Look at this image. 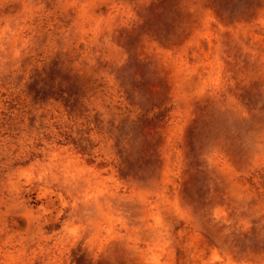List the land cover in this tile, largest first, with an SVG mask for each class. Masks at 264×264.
Here are the masks:
<instances>
[{"label":"rangeland","instance_id":"1","mask_svg":"<svg viewBox=\"0 0 264 264\" xmlns=\"http://www.w3.org/2000/svg\"><path fill=\"white\" fill-rule=\"evenodd\" d=\"M0 264H264V0H0Z\"/></svg>","mask_w":264,"mask_h":264}]
</instances>
